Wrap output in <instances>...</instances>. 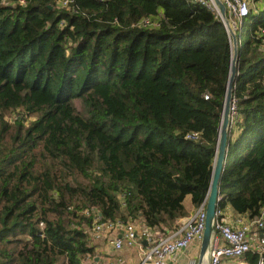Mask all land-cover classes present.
I'll list each match as a JSON object with an SVG mask.
<instances>
[{
    "label": "trees",
    "instance_id": "obj_1",
    "mask_svg": "<svg viewBox=\"0 0 264 264\" xmlns=\"http://www.w3.org/2000/svg\"><path fill=\"white\" fill-rule=\"evenodd\" d=\"M262 31L264 9L237 33L219 187L218 209L249 220L264 208ZM231 60L225 25L189 0H0V264H81L95 208L176 230L186 198L209 194Z\"/></svg>",
    "mask_w": 264,
    "mask_h": 264
},
{
    "label": "built area",
    "instance_id": "obj_2",
    "mask_svg": "<svg viewBox=\"0 0 264 264\" xmlns=\"http://www.w3.org/2000/svg\"><path fill=\"white\" fill-rule=\"evenodd\" d=\"M219 1L226 7V19L236 35L242 28L245 18L249 17L252 12L259 14L263 9L262 4L264 5V0L259 3L255 0ZM189 2L199 4L214 13L219 19L222 18L215 0H189ZM68 4L69 1L63 3L64 6ZM140 26L155 28L159 26V22L147 18L142 20ZM262 35L264 36V31H262ZM230 41L232 46L231 36ZM240 45L241 40H238V47ZM209 96L208 93L206 99ZM14 117L15 114H13ZM238 118L237 100L234 98L230 113L231 128L237 123ZM199 137V133H193L187 136V139L198 140ZM222 200L223 197L220 195L219 203ZM122 204L125 205L124 201H122ZM85 214L93 215L95 219L92 226L84 228L85 233L93 241L103 238L117 252L122 251L124 248H138L139 261L137 264H168V258L185 252L195 244L201 246L206 229V201L195 215L185 221L184 225H181L167 236L163 235L159 229H144L140 227V222L134 220L127 222L121 219L104 221L96 208L87 210ZM225 215H227L226 209L219 210L217 208L214 233L207 254L201 264H250L245 259L248 253L258 255L260 257L258 264H264V235L258 234L264 232V208L252 220L237 215L232 222H229L225 219ZM41 227L43 228V224H41ZM116 231H122L120 237H114L113 233ZM81 264H123V262L121 259L117 260L115 258L104 263L90 252L82 258Z\"/></svg>",
    "mask_w": 264,
    "mask_h": 264
},
{
    "label": "water",
    "instance_id": "obj_3",
    "mask_svg": "<svg viewBox=\"0 0 264 264\" xmlns=\"http://www.w3.org/2000/svg\"><path fill=\"white\" fill-rule=\"evenodd\" d=\"M218 5L222 18L221 22L225 25L229 35L232 38V60L230 75L227 82L226 94L223 105L222 120L219 130L218 144L216 148V156L213 164V171L210 183L209 194L206 200V229L204 233V238L201 243L200 249V261L206 256L209 249L211 239L214 233V224L216 221V213L219 205V196H220V182L221 177L226 165L227 154L229 150V130L231 125L230 113L231 105L234 99V87L236 83V78L238 74V38L236 33H234L229 26V22L226 19V7L219 0H215ZM102 215V214H100Z\"/></svg>",
    "mask_w": 264,
    "mask_h": 264
},
{
    "label": "crops",
    "instance_id": "obj_4",
    "mask_svg": "<svg viewBox=\"0 0 264 264\" xmlns=\"http://www.w3.org/2000/svg\"><path fill=\"white\" fill-rule=\"evenodd\" d=\"M262 7L264 9V5L262 4ZM189 198V197H188ZM187 199V198H186ZM187 200H185V208L186 210L190 213V218L191 216L195 215L198 210L194 209L192 206V203L189 204L188 206L186 205ZM227 215H225V219L229 222H232L234 220V217L237 216L236 214L233 213L231 208H227ZM182 219L177 222L176 226L180 227L181 225H184L185 221L188 219ZM136 222H140L141 225L140 227H143L144 229H148V227L145 225L143 218H138L134 220ZM149 230V229H148ZM122 234V231H116L113 233L114 237H120ZM259 235H264V232H259ZM163 235L167 236L168 234ZM90 247L92 249V254L99 259L100 261L106 263L108 261H111L115 258L117 260H122L123 264H137L139 261L138 258V248H124L122 251H115L113 248H111L108 244V241L105 239H100L98 241H93L90 239ZM200 248L201 246L199 244L193 245L191 248L186 250L185 252L181 254L174 255L170 258H168L167 263L168 264H201L200 261Z\"/></svg>",
    "mask_w": 264,
    "mask_h": 264
},
{
    "label": "rangeland",
    "instance_id": "obj_5",
    "mask_svg": "<svg viewBox=\"0 0 264 264\" xmlns=\"http://www.w3.org/2000/svg\"><path fill=\"white\" fill-rule=\"evenodd\" d=\"M256 11H258V10H256ZM247 30H248V26H246V27L242 30V34L245 35L246 32H247ZM8 118H9V119H13V114L8 115ZM81 180H82V179H81ZM186 200H187V203H186L187 206H188L189 204H191V198H190V197L187 198ZM188 202H190V203L188 204Z\"/></svg>",
    "mask_w": 264,
    "mask_h": 264
},
{
    "label": "bare ground",
    "instance_id": "obj_6",
    "mask_svg": "<svg viewBox=\"0 0 264 264\" xmlns=\"http://www.w3.org/2000/svg\"><path fill=\"white\" fill-rule=\"evenodd\" d=\"M205 264V263H204Z\"/></svg>",
    "mask_w": 264,
    "mask_h": 264
}]
</instances>
